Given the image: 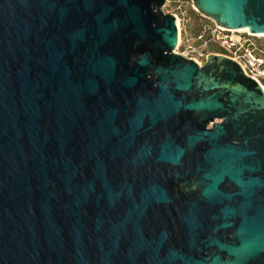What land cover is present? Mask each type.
Instances as JSON below:
<instances>
[{
	"label": "water",
	"instance_id": "water-1",
	"mask_svg": "<svg viewBox=\"0 0 264 264\" xmlns=\"http://www.w3.org/2000/svg\"><path fill=\"white\" fill-rule=\"evenodd\" d=\"M166 2L0 0V264H264V89Z\"/></svg>",
	"mask_w": 264,
	"mask_h": 264
},
{
	"label": "built area",
	"instance_id": "built-area-1",
	"mask_svg": "<svg viewBox=\"0 0 264 264\" xmlns=\"http://www.w3.org/2000/svg\"><path fill=\"white\" fill-rule=\"evenodd\" d=\"M166 4L173 7L170 13L181 23L177 53L202 66L210 53H217L213 49L218 48L222 51L220 54L236 60L264 89V44L260 42L264 36L252 35L248 30L227 29L212 21L201 24L197 33L185 31L186 36L182 40L185 24H189L183 0H167Z\"/></svg>",
	"mask_w": 264,
	"mask_h": 264
},
{
	"label": "rangeland",
	"instance_id": "rangeland-1",
	"mask_svg": "<svg viewBox=\"0 0 264 264\" xmlns=\"http://www.w3.org/2000/svg\"><path fill=\"white\" fill-rule=\"evenodd\" d=\"M183 7L184 9L186 10V14H187V17L189 19V24L186 23L185 24V29L184 31L182 32V40L185 39V36L186 34L184 33L185 31H187L188 33L189 32H193L194 30H198L199 28V25L203 24V23H207V22H212L211 19L209 18H206L204 16H202L200 13H198L196 11V9L194 8L193 6V2L192 0H183ZM172 9L173 7L170 5V4H166L164 7H163V11L165 13H170L172 12ZM262 44H264V40L263 41H260ZM215 52L217 53H221L222 51L218 48H214L213 49Z\"/></svg>",
	"mask_w": 264,
	"mask_h": 264
},
{
	"label": "bare ground",
	"instance_id": "bare-ground-1",
	"mask_svg": "<svg viewBox=\"0 0 264 264\" xmlns=\"http://www.w3.org/2000/svg\"><path fill=\"white\" fill-rule=\"evenodd\" d=\"M177 24H178V28H179V32H180L181 31V23L179 20H178ZM241 30H246V29H241Z\"/></svg>",
	"mask_w": 264,
	"mask_h": 264
},
{
	"label": "trees",
	"instance_id": "trees-1",
	"mask_svg": "<svg viewBox=\"0 0 264 264\" xmlns=\"http://www.w3.org/2000/svg\"><path fill=\"white\" fill-rule=\"evenodd\" d=\"M200 26H201V25H199L198 30H196V31L194 30L193 32H194V33H197V32L200 30Z\"/></svg>",
	"mask_w": 264,
	"mask_h": 264
}]
</instances>
